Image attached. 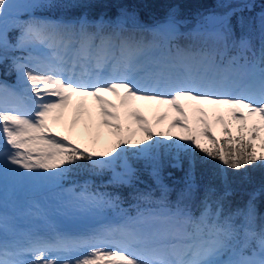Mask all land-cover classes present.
Returning a JSON list of instances; mask_svg holds the SVG:
<instances>
[{
	"label": "snow or ice",
	"instance_id": "obj_1",
	"mask_svg": "<svg viewBox=\"0 0 264 264\" xmlns=\"http://www.w3.org/2000/svg\"><path fill=\"white\" fill-rule=\"evenodd\" d=\"M13 7L10 0H0V19ZM260 32L257 56L250 37L234 39L228 28L214 35L219 49L193 53L179 46L173 50L170 40L165 46L88 32L83 24L79 29L61 30L40 19L26 22L21 25L15 47L44 49L47 54H30L23 62H14L25 91L30 93L31 106H9L0 99V175L17 169L33 174L43 171L48 179L59 181L79 161L105 167L130 147L134 154L154 159L168 153L177 168L187 159V190L191 192L195 188L197 150L236 171L264 163V14ZM0 46H8L2 28ZM161 47L164 50L159 58L147 59L153 48ZM232 49L237 50L236 55H228ZM247 52H252V59L245 55ZM0 92H7V88L0 86ZM105 93L117 97L119 103L109 100ZM73 97V125L86 114L91 118L89 98L98 106L100 125L114 137L104 150L81 149L69 136L53 133L49 121L60 120ZM136 101L171 109L177 116L167 131H154L143 113L132 107ZM205 104L209 109L202 106ZM221 108L226 109L227 119L218 114ZM120 109L124 110L123 119L130 121L127 125L122 122ZM189 109L196 127L190 123ZM166 118L167 112L158 115L155 123L159 125ZM233 122L236 135L232 133ZM213 123L223 125L224 139L216 138ZM177 127L182 131L174 139L172 129ZM137 132L143 137L136 139ZM201 137L210 146H205ZM108 157L111 159H102ZM9 164L15 168L8 169ZM153 174L159 175L158 168ZM132 178L133 171L128 167L115 176L120 183H129ZM223 178L227 182L226 174ZM183 198L182 193L174 208L162 200L158 210L81 238L37 239L21 251H11L0 242V264H29L18 258L23 252L35 256L31 264H264V229L259 234L254 230L251 200L246 208L224 215L222 205L215 202L214 207L206 196L197 215L182 204ZM80 199L88 207L115 203L100 193L85 192ZM237 218H242L241 223H236ZM253 238H257L259 250L246 255ZM54 252L65 255L45 258Z\"/></svg>",
	"mask_w": 264,
	"mask_h": 264
},
{
	"label": "trees",
	"instance_id": "obj_2",
	"mask_svg": "<svg viewBox=\"0 0 264 264\" xmlns=\"http://www.w3.org/2000/svg\"><path fill=\"white\" fill-rule=\"evenodd\" d=\"M217 13L221 17H215ZM41 14L29 12L25 19H40ZM52 14L61 18L58 22L61 30L66 26L77 28L72 19L83 15L86 16L83 24L88 32L100 30L99 33L106 36L128 37L145 43L154 41L161 45L163 39L155 25L169 22L176 29L171 41L173 50L174 46H179L190 52L197 47L200 52H212L214 49L207 45L205 35L228 28L237 40L247 33L252 40L253 51L258 56L264 0H65L53 9ZM52 14L48 13L46 18L54 19ZM211 19L213 22H210ZM13 34L12 31V37ZM15 48L0 46V52H4L0 59V86L8 81L25 83L14 68L12 57L15 53H7V50L15 51ZM219 48L220 45L216 47ZM158 49L154 48L152 53ZM236 54L235 49L228 53ZM245 55L252 58V52ZM4 87L7 88L6 85ZM233 135H236V131ZM216 138L224 139L223 134ZM204 145L210 146L208 142ZM130 157L133 161V178L129 183L118 182L111 167H98L86 161L71 166L68 178L76 177L79 184L85 183L87 187L106 188L126 202L141 199L149 204L162 205L160 202L163 200L166 205L175 206L183 193L182 204L191 208L195 214L202 209L206 196L214 202V207L215 202L222 205L224 215L238 208H246L251 200L255 209L254 230L259 234L264 229V163L257 162L236 171L225 167L218 160L205 157L197 150L194 153L195 188L188 192L187 159L183 161L182 167L177 168L172 166L174 160L168 153L160 155L158 159L140 155L133 157L131 154ZM154 168H158V176L153 174ZM225 174L227 182L223 178ZM241 220L237 218L236 223H241Z\"/></svg>",
	"mask_w": 264,
	"mask_h": 264
},
{
	"label": "rangeland",
	"instance_id": "obj_3",
	"mask_svg": "<svg viewBox=\"0 0 264 264\" xmlns=\"http://www.w3.org/2000/svg\"><path fill=\"white\" fill-rule=\"evenodd\" d=\"M64 1L65 0H10L14 7L9 15L0 19V28H2L4 33L8 36V38H10L8 31L16 27L14 21L16 18V13L24 14L27 10L51 11L58 5H61ZM214 16L221 17L219 16V13H217V15L214 14ZM210 22H213V19H211ZM214 35L215 34H206L205 40L207 41L208 46L216 49V47L219 45L215 42ZM17 39V36H13L11 38L15 44ZM32 50L39 51L41 56L47 54L46 50L44 49ZM198 52L199 50H196V53ZM28 56H25L24 54L22 57H17L14 62L18 60L23 62V57L26 59ZM147 59L153 60L157 58L151 55L148 56ZM25 87L26 85L23 83L21 84V90L18 93L9 89L4 94H1V92L0 95L2 98H4V100H6L9 106L21 104L23 106L30 107L31 104L26 102L24 99L29 97L28 93L25 91ZM104 95L114 103H119L118 98L112 94L105 93ZM202 106L205 107L206 110L209 109V106L206 104ZM87 107L91 113V118H89V116L86 114L75 125H73L72 120L76 110V98L74 97L69 107L64 110L60 120L56 122H52L51 120L49 121L52 131L53 133L59 132L62 135H67L85 147L104 150L109 146L114 137L111 136L110 130L108 128L100 125L98 106L95 104V101L89 98ZM132 107L140 110L143 113V115L154 127V131H167L169 124L172 122L173 118L177 116V114L171 109H167L165 107L157 108L154 104L146 101H136L133 103ZM120 111L122 114V122L127 125L130 121L123 119L124 110L120 109ZM165 112H167V118L161 124L157 125L155 123L156 117ZM218 114L224 115L226 119L228 118L227 111L224 108H221ZM209 116L212 118L211 111L209 112ZM189 120L190 123H192V126L196 127L194 123V114L190 109ZM131 123L132 127L135 128L136 125L134 121H131ZM236 127L237 125L235 122H233L231 124L233 133H235ZM222 128L223 125L219 123H213V133L215 135H221ZM181 131L182 130L178 127L173 128V138L175 139L178 135H180ZM103 135H106L109 138L107 142L103 141ZM142 137L143 133L137 132L136 139H140ZM0 142H2V137H0ZM201 142L205 144L208 141L201 137ZM257 142L259 144V141ZM126 153H128L127 158L129 160H126L122 156L111 165L113 167H121V169L126 167L129 168V161L130 164L132 162L130 154L133 157L138 155L134 154L130 147L127 149ZM113 155H115V153H113ZM102 159L111 158L108 157ZM13 168H15V166L10 164L8 165V169ZM115 172L117 171L115 170ZM68 173L69 169L59 179V181L48 179V173L43 171H40L38 174H33L28 173L23 169H17L15 172L8 170L0 175V222L4 224V226H0V235H4V232L10 233L15 222L22 223V225L33 223V227L35 228V225H37L36 228L40 231L45 229H61L65 231L74 229L78 230V232H83L87 226L88 229L89 227H94L97 231L106 226L121 225L129 218H136L139 214L147 215L149 212L148 208L139 205L137 202L130 204L122 202V197L114 195L109 191L101 190L99 188L90 189L84 187L83 184H67L65 181L68 179ZM117 173L122 172L118 169ZM72 180L77 181L76 177H72ZM85 192L105 194L106 199L113 200L115 203L113 205L105 204L102 207H88L80 199L81 194ZM15 194H17L20 199L16 200ZM27 209L31 210L29 213L31 217L29 215H24V213H28ZM49 216H52V218ZM33 219H39V223H36L33 221ZM44 219L47 220L44 221ZM88 229L85 230L86 233H88ZM60 234L63 236L61 232ZM2 239L5 238L3 237ZM16 239L17 238L15 236L10 238L13 243V251H19L21 247H23L19 242L15 243ZM253 250H259L257 244L251 248L250 252L246 253V255H251ZM63 256L64 253L54 252L45 258L54 259L56 257ZM18 258L26 260L29 262V264H31L33 254L26 252L20 255ZM223 258L227 259V255H225Z\"/></svg>",
	"mask_w": 264,
	"mask_h": 264
},
{
	"label": "bare ground",
	"instance_id": "obj_4",
	"mask_svg": "<svg viewBox=\"0 0 264 264\" xmlns=\"http://www.w3.org/2000/svg\"><path fill=\"white\" fill-rule=\"evenodd\" d=\"M87 103H88V100H87ZM102 139L104 142H107L109 140V138L106 136V135H103L102 136ZM96 230L94 231H91L90 234H92L93 232H95ZM51 232V230H48L46 231L45 233L41 234L38 238H40V240H46V241H54L53 239L55 238L56 239V236L55 235H49ZM84 234H87V235H90L86 232H83ZM49 235V236H48ZM51 238V239H50Z\"/></svg>",
	"mask_w": 264,
	"mask_h": 264
}]
</instances>
